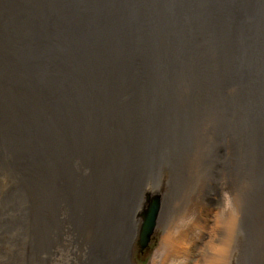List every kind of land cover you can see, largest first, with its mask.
<instances>
[{
  "label": "water",
  "instance_id": "1",
  "mask_svg": "<svg viewBox=\"0 0 264 264\" xmlns=\"http://www.w3.org/2000/svg\"><path fill=\"white\" fill-rule=\"evenodd\" d=\"M182 85L264 109V0H0V98L24 142L104 148L139 174L162 156Z\"/></svg>",
  "mask_w": 264,
  "mask_h": 264
},
{
  "label": "bare ground",
  "instance_id": "2",
  "mask_svg": "<svg viewBox=\"0 0 264 264\" xmlns=\"http://www.w3.org/2000/svg\"><path fill=\"white\" fill-rule=\"evenodd\" d=\"M179 95L187 101L179 106L180 113L172 114L170 130L163 134L162 156L157 159L156 166L142 169L139 174L129 172L127 175H119L113 161L114 156L110 160L109 152L104 153L105 157L101 160L97 159L101 156L96 155L100 154L97 151L102 152L101 150H106L104 148L93 150L86 144L71 147L50 139L33 138L24 142L14 137L8 129V117L13 115L8 109L7 100L0 98L1 195L4 192L0 213L2 209L7 210L5 214L2 213L3 217L0 215V231L11 230L17 236L21 234V241L19 237H8L9 245H14L19 240L23 246L20 264H42L45 257L51 258L52 241L63 234V229H67L74 241L85 248V264H130L128 246L137 228V217L147 211V206L154 198L150 197L146 202L147 206H144L141 191L143 193L146 190L149 192L147 195L157 191L155 172L159 174V165L164 167L166 161L176 157L185 131H190L191 138L194 135V124L198 121V117L194 116L195 109L199 112L208 109L206 111L211 115L218 113L220 104L224 105L232 116L228 118L229 121H225L224 117L225 120L221 123L226 127L239 129L235 135L241 136L245 144L253 149L251 154L254 158L250 163L254 161L259 167L260 163L264 165V153L258 150L264 149L263 108L247 109L244 104L229 103L222 95L204 93L192 86L182 85ZM199 103L203 105L198 106ZM220 112L222 113L221 109ZM239 113L244 117L239 116ZM261 125L263 126L258 127ZM247 126L250 129V139L244 133ZM84 149L85 153L82 154ZM80 150H83L82 155L77 152ZM110 154L114 155L115 152ZM3 168L7 174H2ZM258 173L264 175V167L259 168ZM261 178L264 179L259 176L260 180ZM17 179L21 188H12ZM7 185L12 187L7 189L4 187ZM26 186L30 188L26 189ZM7 190L11 192L6 193ZM221 224L227 232L219 246H211L215 250L214 254L216 252L220 258L226 253L230 241L229 234L226 233L230 230L231 220L226 218ZM9 226H12L11 229H7ZM60 253L63 257L64 253ZM57 256L58 253H55V257Z\"/></svg>",
  "mask_w": 264,
  "mask_h": 264
},
{
  "label": "rangeland",
  "instance_id": "3",
  "mask_svg": "<svg viewBox=\"0 0 264 264\" xmlns=\"http://www.w3.org/2000/svg\"><path fill=\"white\" fill-rule=\"evenodd\" d=\"M203 110H194L199 122L194 124L196 129L192 138L190 131H185L176 157L166 161L164 167L159 165V174L155 172L157 191L151 195H147L146 190L141 191L144 206L150 197H154L157 210L148 241L142 247L139 236L143 217L138 215L137 228L128 246L130 264H264V179H259L264 175L258 173L264 165L260 163L259 167L254 161L250 163L254 158L253 149L241 136L235 135L239 129L221 123L225 118L229 121L232 116L224 105L220 104L214 115L207 113L208 109ZM244 133L250 139L248 126ZM258 150L264 153L263 148ZM82 151L77 152L81 154ZM97 152L100 154L96 155H101L98 160L105 157L100 150ZM4 169L3 175L7 174ZM21 186L17 179L13 187H4ZM3 193L0 192V202ZM6 211L2 209L0 215L3 217L2 213ZM226 218L231 220L230 230L226 233L230 241L226 253L220 258L216 252L214 254L213 245L219 246L227 232L221 224ZM62 232L64 237L60 235L52 241L51 258L45 257L42 264H83L85 248L74 241L67 229ZM8 237H19L20 240L22 236L11 233V230L0 231V264H20L23 257L21 240L9 245ZM60 252L65 257L60 256ZM55 253H58L57 257Z\"/></svg>",
  "mask_w": 264,
  "mask_h": 264
}]
</instances>
